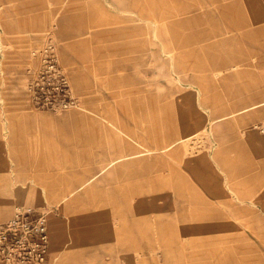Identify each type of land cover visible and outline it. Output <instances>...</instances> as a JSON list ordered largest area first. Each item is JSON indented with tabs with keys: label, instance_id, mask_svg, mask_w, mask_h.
Wrapping results in <instances>:
<instances>
[{
	"label": "rangeland",
	"instance_id": "rangeland-1",
	"mask_svg": "<svg viewBox=\"0 0 264 264\" xmlns=\"http://www.w3.org/2000/svg\"><path fill=\"white\" fill-rule=\"evenodd\" d=\"M0 264H264V0H0Z\"/></svg>",
	"mask_w": 264,
	"mask_h": 264
},
{
	"label": "crops",
	"instance_id": "crops-1",
	"mask_svg": "<svg viewBox=\"0 0 264 264\" xmlns=\"http://www.w3.org/2000/svg\"><path fill=\"white\" fill-rule=\"evenodd\" d=\"M80 187L81 186H79L78 188H77V190L79 189L80 190ZM73 192H75V191H73ZM72 193V192H71ZM71 195V194H70ZM64 199V198H63ZM62 199V200H63ZM62 200H61V202H62ZM55 217V216H54ZM54 217H50V221H49V233H50V239H53V240H55L56 241V235H57V233H59L60 231H61V229H62V227H60V224L59 223H61V222H59V223H57L55 220H54ZM55 218H57V219H59L60 220V218H59V216L58 217H55Z\"/></svg>",
	"mask_w": 264,
	"mask_h": 264
},
{
	"label": "built area",
	"instance_id": "built-area-1",
	"mask_svg": "<svg viewBox=\"0 0 264 264\" xmlns=\"http://www.w3.org/2000/svg\"><path fill=\"white\" fill-rule=\"evenodd\" d=\"M37 249H38L37 250V257H38L37 260L44 259V256L47 253V245L44 243H41V244L38 243Z\"/></svg>",
	"mask_w": 264,
	"mask_h": 264
}]
</instances>
